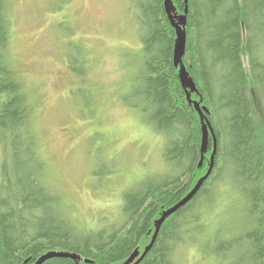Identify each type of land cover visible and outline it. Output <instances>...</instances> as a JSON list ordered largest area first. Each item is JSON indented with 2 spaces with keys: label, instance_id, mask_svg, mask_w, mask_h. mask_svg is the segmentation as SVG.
Returning <instances> with one entry per match:
<instances>
[{
  "label": "trees",
  "instance_id": "1",
  "mask_svg": "<svg viewBox=\"0 0 264 264\" xmlns=\"http://www.w3.org/2000/svg\"><path fill=\"white\" fill-rule=\"evenodd\" d=\"M132 1L145 56L134 98L146 123L165 137L171 168L162 180L127 193L123 219L83 232L43 179L30 95L10 65V19L7 0H0V264H34L49 251H70L81 260L52 257L43 264H123L150 243L154 219L207 172L211 135L199 166L200 116L174 65L176 34L164 0ZM173 3L182 14L185 1ZM186 34L183 61L197 86L191 98L209 109L217 152L198 192L165 219L138 264H174L176 250L188 244L215 264H264V0H188ZM220 182L237 191L234 212L241 216L230 227L222 221L208 237L200 220L219 204Z\"/></svg>",
  "mask_w": 264,
  "mask_h": 264
},
{
  "label": "rangeland",
  "instance_id": "2",
  "mask_svg": "<svg viewBox=\"0 0 264 264\" xmlns=\"http://www.w3.org/2000/svg\"><path fill=\"white\" fill-rule=\"evenodd\" d=\"M7 7L8 57L29 91L43 179L77 229L99 231L123 219L129 191L171 168L165 137L134 98L145 57L139 12L132 0H7ZM2 155L0 145V180ZM218 185L219 204L200 220L208 237L241 216L235 188ZM173 257L216 263L192 244Z\"/></svg>",
  "mask_w": 264,
  "mask_h": 264
},
{
  "label": "water",
  "instance_id": "3",
  "mask_svg": "<svg viewBox=\"0 0 264 264\" xmlns=\"http://www.w3.org/2000/svg\"><path fill=\"white\" fill-rule=\"evenodd\" d=\"M184 1H185V9L184 12L180 15H177L175 12L176 8L173 3V0H164V7L168 15V18L171 22V25L175 28L176 38H175V45L173 51L174 65L175 67H179L180 81L183 87L187 91V96L190 99V103L194 105L195 109L198 111L200 116V122L202 128V142H201V150H200L201 159L199 162V166L202 165V162L205 157V153L209 150L208 147L209 135H211V142H212L210 146V149H212L210 163L207 172L198 180V182L191 190V192L185 198L180 200L177 204L173 205L172 207L166 210H163L161 216L158 219H156L155 232L152 236L150 243L146 246L143 253L140 255V249L136 248L135 251L124 261L123 264H138L144 258V256L153 246L157 238V235L159 233V230L161 228V225L165 221V219L168 216H170L172 213H174L178 208H180L185 203H187L198 192L204 180L209 176L214 166L215 154L217 152V136L214 127L207 116V114L209 113V109L206 106H200V103L197 100H193L191 98L192 92L197 91V86L194 79L190 76L187 67L183 61V57L186 53V42H187L186 24H187V13H188V0H184ZM52 257L71 258L78 262L81 260L80 255L70 251H49L43 254L40 258H38L34 264H43L46 260ZM85 261L87 263H93V261L88 259H86Z\"/></svg>",
  "mask_w": 264,
  "mask_h": 264
},
{
  "label": "flooded vegetation",
  "instance_id": "4",
  "mask_svg": "<svg viewBox=\"0 0 264 264\" xmlns=\"http://www.w3.org/2000/svg\"><path fill=\"white\" fill-rule=\"evenodd\" d=\"M161 214H162V212H161ZM161 216V215H160ZM159 216V217H160ZM159 217H157V218H155L154 219V221H153V223H154V225H153V228L149 231L150 232V238H149V241L151 240V238H152V236H153V234H154V232H155V221H156V219H158Z\"/></svg>",
  "mask_w": 264,
  "mask_h": 264
}]
</instances>
